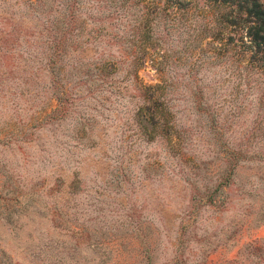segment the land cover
Here are the masks:
<instances>
[{"label":"rangeland","instance_id":"rangeland-1","mask_svg":"<svg viewBox=\"0 0 264 264\" xmlns=\"http://www.w3.org/2000/svg\"><path fill=\"white\" fill-rule=\"evenodd\" d=\"M248 20L207 0H0V264H264Z\"/></svg>","mask_w":264,"mask_h":264},{"label":"trees","instance_id":"trees-1","mask_svg":"<svg viewBox=\"0 0 264 264\" xmlns=\"http://www.w3.org/2000/svg\"><path fill=\"white\" fill-rule=\"evenodd\" d=\"M213 3H218L228 6H237L239 11L246 12L248 15V22L251 23V30L254 43L257 47V53L264 63V4L260 0H207ZM247 20V19H246ZM145 108L142 111H148ZM150 118H154L150 115ZM150 119V120H151ZM155 119V118H154Z\"/></svg>","mask_w":264,"mask_h":264}]
</instances>
